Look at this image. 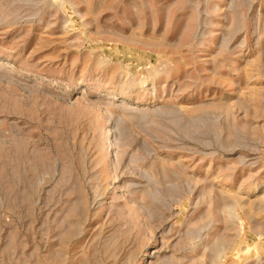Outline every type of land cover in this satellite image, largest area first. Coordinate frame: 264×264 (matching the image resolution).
I'll return each instance as SVG.
<instances>
[{
    "label": "rangeland",
    "instance_id": "1",
    "mask_svg": "<svg viewBox=\"0 0 264 264\" xmlns=\"http://www.w3.org/2000/svg\"><path fill=\"white\" fill-rule=\"evenodd\" d=\"M0 264H264V0H0Z\"/></svg>",
    "mask_w": 264,
    "mask_h": 264
}]
</instances>
